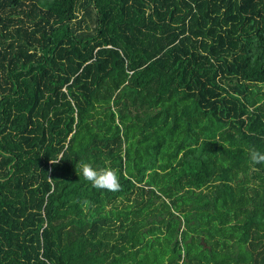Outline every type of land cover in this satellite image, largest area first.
I'll list each match as a JSON object with an SVG mask.
<instances>
[{"label": "trees", "instance_id": "16d2710c", "mask_svg": "<svg viewBox=\"0 0 264 264\" xmlns=\"http://www.w3.org/2000/svg\"><path fill=\"white\" fill-rule=\"evenodd\" d=\"M253 148L264 0H0V264H264Z\"/></svg>", "mask_w": 264, "mask_h": 264}, {"label": "clouds", "instance_id": "9594fccd", "mask_svg": "<svg viewBox=\"0 0 264 264\" xmlns=\"http://www.w3.org/2000/svg\"><path fill=\"white\" fill-rule=\"evenodd\" d=\"M249 159L253 165L264 164V153L254 148L249 149ZM59 161V159L56 160L55 164ZM79 168L83 178L90 182L94 188L109 192H118L120 190V178L115 169L110 167L95 168L91 163L85 161L79 162Z\"/></svg>", "mask_w": 264, "mask_h": 264}]
</instances>
